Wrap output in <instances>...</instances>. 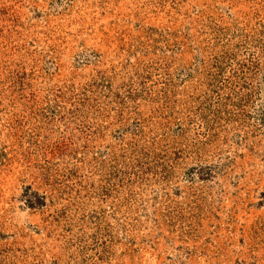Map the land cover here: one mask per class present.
<instances>
[{"label": "rangeland", "instance_id": "rangeland-1", "mask_svg": "<svg viewBox=\"0 0 264 264\" xmlns=\"http://www.w3.org/2000/svg\"><path fill=\"white\" fill-rule=\"evenodd\" d=\"M0 264H264V0H0Z\"/></svg>", "mask_w": 264, "mask_h": 264}]
</instances>
